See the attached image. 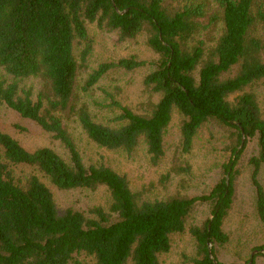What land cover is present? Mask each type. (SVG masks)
Wrapping results in <instances>:
<instances>
[{
  "label": "trees",
  "instance_id": "trees-1",
  "mask_svg": "<svg viewBox=\"0 0 264 264\" xmlns=\"http://www.w3.org/2000/svg\"><path fill=\"white\" fill-rule=\"evenodd\" d=\"M90 25L120 41L143 37L155 59L131 55L86 74ZM146 65V99L131 106L110 97L116 115L95 119L83 95L111 69ZM34 78L41 83L36 93L25 84ZM262 81L264 0H0V107L35 121L64 149L29 150L0 130V264H164L173 236L186 231L194 238L195 264H254L264 244L252 248L258 253L246 263L224 262L220 254L248 164L264 223V110L255 89ZM177 115L181 154L206 124L226 139L221 176L206 192L182 186L149 198L112 165L88 162L72 132L76 125L93 144L129 154L143 143L157 165ZM172 172L188 174L190 166L174 163ZM42 177L59 189L103 187L109 205L93 207L92 216L60 210ZM200 204L209 206V217L191 223Z\"/></svg>",
  "mask_w": 264,
  "mask_h": 264
},
{
  "label": "rangeland",
  "instance_id": "rangeland-1",
  "mask_svg": "<svg viewBox=\"0 0 264 264\" xmlns=\"http://www.w3.org/2000/svg\"><path fill=\"white\" fill-rule=\"evenodd\" d=\"M89 32L93 46L88 57L86 74L101 62L116 61L131 55L141 60L155 59V53L146 45L143 37L120 41L115 33L99 30L95 25L89 26ZM150 69L151 66L146 65L131 71L109 70L94 87L83 95V99L90 105L94 118L106 122L116 115L118 110L111 105L112 98L110 97L131 106L145 100L147 94L144 91V77ZM25 84L33 87L36 93L41 83L39 79L34 78L25 81ZM255 89L264 110V81L260 82ZM180 123L181 117L175 116L165 135V157L157 165L151 162L143 143H140L129 154L122 150H108L93 144L76 125L73 126L72 132L88 162L105 161L112 165L128 176L133 189L144 191L149 198L166 197L182 186L184 191L190 194L206 192L221 176L222 164L227 158L226 139L216 127L206 124L199 129L191 151L181 154ZM0 130L18 139L29 150L50 146L59 152H64L60 142L54 139L51 133L46 132L35 121L22 117L6 106L0 107ZM254 146L255 142L251 141L249 155L255 151ZM180 162L190 166L188 174L172 172L174 163ZM29 170L26 167L22 169L23 173ZM252 170L250 164L244 167L240 178L238 198L225 221L224 228L230 236V241L221 250L220 258L224 262L246 263L253 254L258 253L257 249L252 248L264 244V223L259 220L255 210ZM170 172V177H165ZM42 179L53 191L60 210L72 207L92 216L90 210L93 207L106 208L109 205V196L103 187L96 190L59 189L47 177H42ZM260 180L264 185V168L260 172ZM209 214V206L200 204L191 218V223H200L207 219ZM194 255V238L189 231H186L173 236L171 250L162 256V260L164 264H195L191 260ZM254 264H264V255L259 253Z\"/></svg>",
  "mask_w": 264,
  "mask_h": 264
}]
</instances>
